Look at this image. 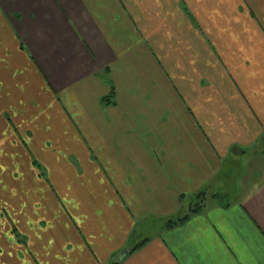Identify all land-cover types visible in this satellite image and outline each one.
Wrapping results in <instances>:
<instances>
[{
    "label": "crops",
    "instance_id": "0c3cea01",
    "mask_svg": "<svg viewBox=\"0 0 264 264\" xmlns=\"http://www.w3.org/2000/svg\"><path fill=\"white\" fill-rule=\"evenodd\" d=\"M115 262L264 264V0H0V264Z\"/></svg>",
    "mask_w": 264,
    "mask_h": 264
},
{
    "label": "trees",
    "instance_id": "16d2710c",
    "mask_svg": "<svg viewBox=\"0 0 264 264\" xmlns=\"http://www.w3.org/2000/svg\"><path fill=\"white\" fill-rule=\"evenodd\" d=\"M114 98H115V92H112V94L109 96V97H106L102 100V103L106 106H109V105H114L115 104V101H114ZM205 193H202L200 195L197 196V199H199L197 205L195 207H193L192 209V213L193 214H198L202 208H203V203H204V200H205ZM189 217H186L182 220H171L169 223H168V227L170 228H173L175 227L176 225H179L183 222H185ZM145 244V241L140 243V244H137V245H130V254L135 252L136 250L140 249L143 245ZM114 264H118L117 262H115Z\"/></svg>",
    "mask_w": 264,
    "mask_h": 264
},
{
    "label": "rangeland",
    "instance_id": "374dc122",
    "mask_svg": "<svg viewBox=\"0 0 264 264\" xmlns=\"http://www.w3.org/2000/svg\"><path fill=\"white\" fill-rule=\"evenodd\" d=\"M205 198H206V197H205ZM198 201H199V199H196V202L194 203L193 207H195V206L197 205ZM184 213H185V212H184ZM15 234H16V236L18 237L17 233H15Z\"/></svg>",
    "mask_w": 264,
    "mask_h": 264
}]
</instances>
